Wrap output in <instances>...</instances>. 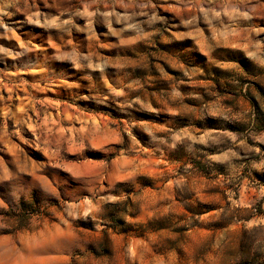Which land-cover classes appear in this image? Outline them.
<instances>
[{"label": "clouds", "instance_id": "obj_1", "mask_svg": "<svg viewBox=\"0 0 264 264\" xmlns=\"http://www.w3.org/2000/svg\"><path fill=\"white\" fill-rule=\"evenodd\" d=\"M41 2L47 12L36 0H0V38L15 37L5 20L23 14L18 26L56 29L48 40L59 41L49 51L29 33L19 50L0 45V59L19 64L5 79L20 89L23 73L33 76L26 108L2 113L14 123L4 139L19 137L38 160L0 155V264H264V113L244 99L253 82L264 88V0ZM201 25L202 67L179 59L191 48L161 51L203 37ZM179 26L186 31L172 32ZM224 34L241 37L233 47L242 54L221 47ZM230 57L241 62H223ZM78 103L122 118L46 135L50 109ZM30 123L35 139L25 140Z\"/></svg>", "mask_w": 264, "mask_h": 264}, {"label": "rangeland", "instance_id": "obj_2", "mask_svg": "<svg viewBox=\"0 0 264 264\" xmlns=\"http://www.w3.org/2000/svg\"><path fill=\"white\" fill-rule=\"evenodd\" d=\"M37 8L40 12H47V9L44 7L41 0H36ZM162 15L165 16H172V13H164L161 11ZM25 17L23 14H17L12 17V20H5V23L9 24L14 30L15 37H18L17 40L15 37L9 38H0V45H3L6 48H9L13 51L19 50V44L21 42H26L28 39L32 37L29 36V33L35 35L37 38L32 39V43L39 45L41 47L46 46L49 51H54L53 45L58 46L59 41L53 38L51 41L48 40L49 32L57 31L56 29H49L45 30L44 28L38 25H31V24H23L22 26H18L16 21H22ZM176 22L178 24L179 17L176 18ZM82 23V22H81ZM264 26V25H262ZM201 29L203 31V37L197 36L195 34L184 36L182 39L174 40L173 45L174 47L170 49L169 47L161 48V51L168 53L169 55L172 54V51H183L185 48H191L194 51V55L190 59H185L184 57H179L182 63L185 64L186 68H200L202 67L203 63L207 60V56L205 52L202 50L203 46L206 42V38L209 34L208 31L203 30V25H201ZM99 34V29L97 30ZM186 29L183 26H179L177 28H172V32H184ZM264 35V34H262ZM224 40V44L221 46L222 48L227 49L228 51L235 52V53H243V49L238 47H233L234 45H238L241 43V37L237 36H229L224 34L222 37ZM114 39V38H113ZM103 43H110L112 41L104 40L101 37ZM264 42V41H262ZM110 50L105 49V55H108ZM29 55H34L33 53H29ZM225 63H240L241 57H230L228 60L223 61ZM243 66V64H242ZM19 67V64L16 61H13L10 57H4L0 59V148H3L4 151L0 153L3 156L4 162L7 164L9 160L16 159V160H23L25 158H30L33 163L38 162L36 156V149H33L31 152L29 151V146L25 145L23 141L19 137H11L9 140L4 139V131L5 128L9 133L14 130V123L12 120H8L5 124L4 117L2 113L8 107V104L11 103L15 106V110L20 111L26 108L27 103L29 101L28 93L31 89L27 86L28 84L33 83V76L30 73H23L22 79L27 81V84L20 89H16L14 84L20 83L19 79L13 78L12 82L5 79L3 77L4 72H15L16 69ZM247 70V69H246ZM22 71V70H21ZM34 72L38 74L39 70L34 69ZM165 72H167L168 76L176 78L181 76V73L178 70H169V68L165 67ZM139 78V77H136ZM186 79V78H185ZM111 78H109V83H111ZM68 84H76L79 83V80L76 79H68ZM214 83V81H213ZM7 85V86H5ZM183 88L191 89L193 88V84L187 83L182 86ZM254 89V91H253ZM156 91V89L150 88L149 92ZM87 95L88 93H83ZM257 94L259 97L264 98V88L258 86L253 82L251 88L248 90L247 94L244 95V99L247 101L248 105L257 112L259 115L260 113H264V107L261 106V101L257 98ZM46 95V98L50 101L55 102L57 105H61L62 103H70L65 97L58 95L55 92H50ZM37 98H40L38 95ZM156 105L153 104V107ZM194 106V105H190ZM36 113L28 110V118L30 121L34 122L36 119ZM49 115L51 116V120L47 119V116L42 118V123L45 127L46 135L50 134L51 136L61 137V136H72L74 137L76 134V129L80 128L81 130L84 129L83 121L85 118L90 117L91 119L88 121L89 123H94L99 125L101 121L105 123L114 119H121L122 117L118 116L115 112L108 110L106 108H95L86 103H78L74 104L71 109H50ZM144 119V117H140ZM152 123H161L160 121H151ZM198 126V125H197ZM209 126L213 127L214 122L209 121ZM34 127V123H30L27 125V131L21 130L20 135L24 137L25 140L35 139L32 129ZM108 127H111L109 124ZM227 131H234L232 128L222 129ZM135 135V133H133ZM139 140V137H136ZM143 144V141H140ZM19 149H22L23 152L21 153ZM43 155V152H41ZM11 170V169H10ZM26 175H30V173H25ZM208 211H215V208H209Z\"/></svg>", "mask_w": 264, "mask_h": 264}]
</instances>
